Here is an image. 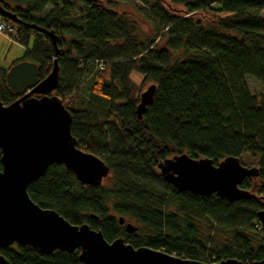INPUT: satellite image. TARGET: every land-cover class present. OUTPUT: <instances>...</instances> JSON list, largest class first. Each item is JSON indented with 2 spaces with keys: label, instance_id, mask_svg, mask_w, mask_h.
<instances>
[{
  "label": "trees",
  "instance_id": "obj_1",
  "mask_svg": "<svg viewBox=\"0 0 264 264\" xmlns=\"http://www.w3.org/2000/svg\"><path fill=\"white\" fill-rule=\"evenodd\" d=\"M2 1L22 22L58 36L56 95L72 114L71 134L79 149L109 167V182L92 187L53 164L27 188L35 204L70 224H88L108 242L123 238L134 248L198 261L207 255L211 264L228 258L252 264L264 258V230L256 215L263 202L179 193L156 168L181 153L215 164L247 155L258 160L259 176L246 178L239 187L264 195V96L250 94L245 83L251 77L264 87V0H170L172 9L157 0L152 13L158 26L143 31L132 16L90 0H30L24 1L26 10ZM76 3L84 9V24L66 29L62 22ZM45 4L60 9L54 6L40 19ZM200 11L213 17H196ZM11 25L17 35L12 39L25 48L34 36L11 66L34 62L42 80L54 56L50 39L27 26ZM100 64L103 69L92 77L88 97L73 89L78 68ZM8 70H0L5 105L17 98L6 84ZM132 73L142 77L139 88ZM149 83L156 85L155 95L137 120L139 94ZM119 217L135 223L137 231L126 234ZM0 254L9 264H81L78 252L46 256L13 245Z\"/></svg>",
  "mask_w": 264,
  "mask_h": 264
},
{
  "label": "water",
  "instance_id": "obj_2",
  "mask_svg": "<svg viewBox=\"0 0 264 264\" xmlns=\"http://www.w3.org/2000/svg\"><path fill=\"white\" fill-rule=\"evenodd\" d=\"M0 16L46 35L54 48L50 72L42 80L38 78V65L30 61L16 63L6 74V84L17 98L6 105L0 101V250L18 245L46 256L56 251L78 252L81 264H207L146 246L134 248L123 238L108 242L101 231L88 224H70L54 210L40 208L30 199L28 186L53 164L63 166L80 184L92 187L101 186L109 167L78 148L71 134L72 114L53 94L60 78V50L54 30L22 22L14 12L3 8L1 0ZM155 91L156 85L150 84L139 94L137 120H142ZM156 168L163 181L179 193L202 197L215 194L229 202L257 199L264 204V195L239 187L246 178L259 176L257 167L242 165L239 157L228 156L215 164L208 158L181 153L164 159ZM256 215L264 230V209ZM90 217L97 218L92 214ZM117 221L126 233L137 231L123 217ZM0 264H9L1 254ZM212 264L243 263L228 258ZM252 264H264V258Z\"/></svg>",
  "mask_w": 264,
  "mask_h": 264
},
{
  "label": "rangeland",
  "instance_id": "obj_3",
  "mask_svg": "<svg viewBox=\"0 0 264 264\" xmlns=\"http://www.w3.org/2000/svg\"><path fill=\"white\" fill-rule=\"evenodd\" d=\"M19 1H22L21 3ZM24 1H30V0H3L2 2L10 8H22L27 9L28 6ZM92 1V0H91ZM145 1V2H144ZM159 1V0H158ZM157 0H101L102 6L107 9H113L118 14L125 13L128 15V18H131L129 16H132V18L136 21L138 26L143 30H148V27L150 29H154L158 26V21L153 16L152 8L156 5L158 2ZM163 2V5L167 8L172 9V6L170 5V0H161ZM56 7L60 9L59 5H50L45 4L43 7V11L40 14V19L45 18L49 14H51L53 7ZM83 7L81 4L76 3L72 10H70L68 17L63 20L62 24L66 29L69 28H75V27H82L84 24L83 19ZM261 16L264 19V8L260 11ZM182 14V13H180ZM34 16H37V13L33 14ZM183 15V14H182ZM196 17H205V19L213 17V15L210 12L200 11L195 14ZM4 19V18H3ZM0 21H2L0 19ZM8 24L15 30V27L11 25V21L7 20ZM147 22V27L144 24V22ZM14 24V23H13ZM16 33H13L12 35H0V70H7L11 67V65L23 54L24 50L31 47L32 41L34 36L31 35L29 47L25 48L20 42H16L17 40L12 39V37H16ZM11 37V38H10ZM68 39V37H65ZM26 61V60H25ZM96 65V64H94ZM88 66L84 70L77 69L76 77L72 78V87L74 90L78 91L79 94L88 97L89 96V90L91 86V79L96 73L101 71L103 69V66L100 64V66ZM131 80L136 84L137 88H139L141 83V75H138L136 73H132ZM0 76V80H1ZM70 76H68L69 78ZM246 86L248 88V91L252 95L256 96H264V87L255 79L251 77H247L245 79ZM150 84H146L143 89H141V92L144 91ZM142 88V86H141ZM56 95V93H53ZM121 102H117L116 104H120ZM240 161L242 165L247 167H256L257 159L251 158L247 155L240 156ZM105 184L109 182V176L105 178L103 181ZM251 192L255 191L253 189L250 190ZM256 194V193H255ZM130 222V221H128ZM132 223V222H130ZM133 225L137 226L135 223H132ZM175 255V254H172ZM176 256V255H175ZM205 259H202L201 261L211 264V261L208 259V256H204Z\"/></svg>",
  "mask_w": 264,
  "mask_h": 264
},
{
  "label": "built area",
  "instance_id": "obj_4",
  "mask_svg": "<svg viewBox=\"0 0 264 264\" xmlns=\"http://www.w3.org/2000/svg\"><path fill=\"white\" fill-rule=\"evenodd\" d=\"M13 33H15V30H13V28L7 22L0 21V35H8V36H10Z\"/></svg>",
  "mask_w": 264,
  "mask_h": 264
},
{
  "label": "flooded vegetation",
  "instance_id": "obj_5",
  "mask_svg": "<svg viewBox=\"0 0 264 264\" xmlns=\"http://www.w3.org/2000/svg\"><path fill=\"white\" fill-rule=\"evenodd\" d=\"M2 1V0H1ZM91 1V0H90ZM92 2V5H95V6H102V3H101V0H95V1H91ZM23 53V52H22ZM61 53V52H60ZM22 56V55H21ZM21 56H20V58H21ZM28 61V60H27ZM21 62V61H20ZM56 93V92H55ZM35 96V95H34ZM35 97H38V96H35ZM123 227V226H122ZM125 232V231H124ZM126 233V232H125ZM126 234H128V233H126ZM128 235H130V234H128Z\"/></svg>",
  "mask_w": 264,
  "mask_h": 264
},
{
  "label": "crops",
  "instance_id": "obj_6",
  "mask_svg": "<svg viewBox=\"0 0 264 264\" xmlns=\"http://www.w3.org/2000/svg\"><path fill=\"white\" fill-rule=\"evenodd\" d=\"M21 55H22V54H21ZM19 58H20V57H19ZM19 58H18V59H19Z\"/></svg>",
  "mask_w": 264,
  "mask_h": 264
}]
</instances>
